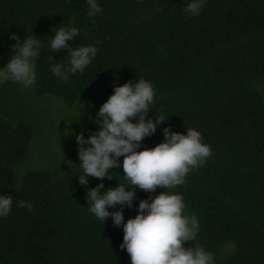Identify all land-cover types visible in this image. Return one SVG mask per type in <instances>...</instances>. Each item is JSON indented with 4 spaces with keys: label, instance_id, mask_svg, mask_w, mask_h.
I'll list each match as a JSON object with an SVG mask.
<instances>
[{
    "label": "trees",
    "instance_id": "16d2710c",
    "mask_svg": "<svg viewBox=\"0 0 264 264\" xmlns=\"http://www.w3.org/2000/svg\"><path fill=\"white\" fill-rule=\"evenodd\" d=\"M186 2L98 0L101 11L89 18L86 0H0V66L14 47L10 33L42 41L33 85L0 83V192L13 198L0 217V264H130L122 227L88 210L86 190L98 178L78 182L75 133L98 127L96 110L114 84L139 78L155 90L146 118H165L141 147L162 140L165 125L195 127L211 146L205 163L170 189L197 217L195 244L214 264H264V0H204L194 16ZM67 25L80 29L72 46L94 44L97 53L64 81L50 64L67 65L68 49L52 52L48 42ZM122 173L109 169L104 187L126 184ZM141 198L150 194L134 186L124 219Z\"/></svg>",
    "mask_w": 264,
    "mask_h": 264
},
{
    "label": "clouds",
    "instance_id": "9594fccd",
    "mask_svg": "<svg viewBox=\"0 0 264 264\" xmlns=\"http://www.w3.org/2000/svg\"><path fill=\"white\" fill-rule=\"evenodd\" d=\"M86 2L87 15L94 18L101 6L98 0ZM203 3L204 0H187L183 11L197 15ZM79 32L75 25L61 26L48 42L52 52L68 49L67 65L50 64L52 74L64 81L69 79V74L83 71L97 53L94 44L69 43ZM10 37L14 40L10 46L14 47H10L9 59L0 66V83L14 81L30 88L36 78V57L42 41L33 33L22 40L15 32ZM49 59L56 60L52 55ZM154 94L152 82L145 78L113 85V91L96 110L94 123L98 127L87 136L82 131L75 133L80 161L78 182L86 185L89 176L98 178V183L86 190L88 210L102 222L111 217L113 225L122 227L119 247L129 254L130 264H214L213 253L195 244L199 228L196 215L185 213L182 194L170 190L184 184L186 173L205 163L211 155V146L203 142L201 132L195 127L180 132L165 125L161 129L162 140L151 147H141L143 138L165 120L162 116L146 118ZM116 165L122 167L126 184L105 188L102 178H112L108 172ZM134 186L148 192L150 198L139 199L135 215L124 219L121 209L132 206ZM157 186L164 190L151 195ZM12 199L11 194L0 192V217L9 214ZM117 204L121 208L109 211L108 206ZM17 206L32 208L31 202L24 200H18ZM186 241L193 244L185 246Z\"/></svg>",
    "mask_w": 264,
    "mask_h": 264
}]
</instances>
